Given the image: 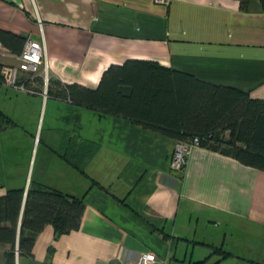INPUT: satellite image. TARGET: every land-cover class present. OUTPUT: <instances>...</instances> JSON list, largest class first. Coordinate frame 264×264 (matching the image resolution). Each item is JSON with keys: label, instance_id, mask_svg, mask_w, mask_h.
<instances>
[{"label": "crops", "instance_id": "crops-1", "mask_svg": "<svg viewBox=\"0 0 264 264\" xmlns=\"http://www.w3.org/2000/svg\"><path fill=\"white\" fill-rule=\"evenodd\" d=\"M0 35L24 38L23 49L29 38L44 40L51 80L44 94L41 77L28 86L34 77L20 75L35 93L0 79V135L15 134L32 112L40 121L46 106L44 135L25 140L24 164L15 160V145L0 138V195L46 187L86 203L78 230L57 236L46 226L33 257L18 256L17 264H120L119 258L144 251L168 264L180 241L205 244V237L197 239L200 226L226 239L243 232L248 250L264 240V171L204 146L194 147L184 169L175 171L176 139L63 95L70 84L97 88L111 65L147 60L264 99L260 0H249L247 9L240 0H0ZM21 53L0 40L2 68L17 66ZM41 145L44 175L34 177L31 162ZM60 162L63 177L56 184L45 174ZM9 250L0 243V264ZM226 250L228 258H240Z\"/></svg>", "mask_w": 264, "mask_h": 264}, {"label": "trees", "instance_id": "trees-1", "mask_svg": "<svg viewBox=\"0 0 264 264\" xmlns=\"http://www.w3.org/2000/svg\"><path fill=\"white\" fill-rule=\"evenodd\" d=\"M240 2L247 9L249 0ZM260 2L264 9V0ZM0 40L14 53L23 50L22 37L0 35ZM63 95L179 143L199 138L201 146L264 171V99L239 88L212 84L158 62L128 60L111 65L97 88L70 84ZM85 209L83 198L58 189L30 187L26 195L22 188L7 190L0 195V243L10 245L6 264H17L18 256L33 257L36 238L48 225L57 236L78 230ZM223 254L232 255L227 250Z\"/></svg>", "mask_w": 264, "mask_h": 264}, {"label": "rangeland", "instance_id": "rangeland-1", "mask_svg": "<svg viewBox=\"0 0 264 264\" xmlns=\"http://www.w3.org/2000/svg\"><path fill=\"white\" fill-rule=\"evenodd\" d=\"M41 85L42 87H44L43 80H41ZM10 90L13 91V89H10ZM0 101H1L0 105L4 106L5 102L2 96L0 98ZM45 108L46 106H43V111H42L40 121H39L40 115L33 114L32 112V114H30L28 118V122L26 123V125H22L21 128L15 132V134L14 132H12L7 135L6 134L0 135V138L2 139V141L3 139H6L5 141L6 144L10 143L11 145L12 144L15 145L16 149L15 150L13 149L12 152L14 153V156L16 157L15 160L18 161L19 164L21 163L24 164V160L27 156L26 147L28 146V144L25 145L24 143L25 140L28 141L29 139H31L33 135H36V133H37L36 136H37L38 141L40 139V135L42 133V123H43V119L45 115ZM47 119H48V115H47ZM37 125H38V128H37ZM18 150H19V153H17ZM43 150H44V147L42 145L40 146L38 153H37V147L35 149L34 156L31 162V169H30V173L34 177L36 176L38 177L39 174L40 176L42 175V177L44 175L43 174L44 171L41 168L42 158L44 155ZM13 158H7L6 162L7 163L12 162ZM62 164H65V163H61V162L60 164L52 163L50 171L48 173L46 172L47 174H45V176L48 179H50V176L53 177V179H50L53 181V183L58 184L59 183L58 181H60V179L63 177V176L62 177L60 176L61 171L63 169V168L61 169V166H60ZM63 175L67 176V174H65L64 171H63ZM199 237H201L202 239L203 237H205L202 240L203 241L202 243H205V244H199V243L196 244L193 242L186 243V242L180 241L179 244L177 245V248L172 249L173 251L170 256L168 264H250L249 260L246 261V259H244L245 256L243 255V253L251 255L250 257L252 258L251 260L254 259V261L258 262V264H264V240L263 241L259 240L257 244H254L248 250L247 246H243L242 241H241V237L245 238V234H243V232L239 235L240 239L239 238L233 239L232 238L233 235H229L226 239V236L225 235L220 236L217 233L216 229L207 230L206 228H202V226L199 227L197 239H200ZM223 239H226L224 246L222 244ZM232 240H234V242H231ZM239 242L241 243L239 244ZM231 248L236 249V250H232ZM226 249L235 251L236 252L235 254L238 253L237 255H239L241 259L238 257H235V258L224 257L223 250L225 251ZM199 260H205V261L196 263V261H199ZM158 262L156 264H158Z\"/></svg>", "mask_w": 264, "mask_h": 264}, {"label": "built area", "instance_id": "built-area-1", "mask_svg": "<svg viewBox=\"0 0 264 264\" xmlns=\"http://www.w3.org/2000/svg\"><path fill=\"white\" fill-rule=\"evenodd\" d=\"M161 3H168L169 0H157ZM19 64L17 66L5 65L2 68V82L7 86L22 88L29 92L35 93L36 90L26 87L20 83V75L25 72L33 77L39 76L43 79L44 94L48 92L50 81L47 47L44 40L34 41L32 38L27 39L23 52L18 56ZM201 146L200 139L194 138L191 143H179L175 149L171 162V168L175 171L183 170L187 164L188 156L194 147ZM120 264H156L158 257L153 251H144L136 256H127L119 258Z\"/></svg>", "mask_w": 264, "mask_h": 264}]
</instances>
